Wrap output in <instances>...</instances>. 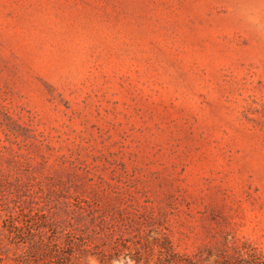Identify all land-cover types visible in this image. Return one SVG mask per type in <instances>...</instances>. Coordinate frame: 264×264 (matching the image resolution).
Segmentation results:
<instances>
[{"label":"rangeland","instance_id":"374dc122","mask_svg":"<svg viewBox=\"0 0 264 264\" xmlns=\"http://www.w3.org/2000/svg\"><path fill=\"white\" fill-rule=\"evenodd\" d=\"M34 214L114 264L264 254V0H0L9 264Z\"/></svg>","mask_w":264,"mask_h":264},{"label":"trees","instance_id":"16d2710c","mask_svg":"<svg viewBox=\"0 0 264 264\" xmlns=\"http://www.w3.org/2000/svg\"><path fill=\"white\" fill-rule=\"evenodd\" d=\"M34 216L13 217L7 224V229L13 235L12 243L21 251L16 259L18 264H89L92 257L101 264H114L124 253V249L118 244L113 245L109 251L95 250L87 240L78 239L71 232H66L64 240L61 241L58 234L61 231L44 221V214ZM123 247L132 250L129 244H124ZM133 248L135 252L132 259L136 264H142L145 243L136 242ZM159 251L157 264H181L182 260H185V264H199L191 257L176 251L167 235L159 243ZM236 253L233 260L223 256L219 264H264V254L255 248L244 245ZM7 258L8 256L0 252V264H9Z\"/></svg>","mask_w":264,"mask_h":264}]
</instances>
